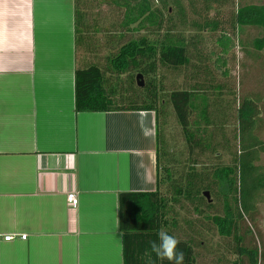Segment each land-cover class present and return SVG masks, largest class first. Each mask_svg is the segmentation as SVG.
Instances as JSON below:
<instances>
[{
  "label": "crops",
  "instance_id": "crops-1",
  "mask_svg": "<svg viewBox=\"0 0 264 264\" xmlns=\"http://www.w3.org/2000/svg\"><path fill=\"white\" fill-rule=\"evenodd\" d=\"M79 67L73 0H0V264H123L118 196L156 189L154 113H76Z\"/></svg>",
  "mask_w": 264,
  "mask_h": 264
},
{
  "label": "trees",
  "instance_id": "trees-1",
  "mask_svg": "<svg viewBox=\"0 0 264 264\" xmlns=\"http://www.w3.org/2000/svg\"><path fill=\"white\" fill-rule=\"evenodd\" d=\"M133 1L136 0H113L116 8H125L126 28L144 20L149 23L156 18L158 22L162 20L161 12L152 11L146 1L133 11L129 5ZM86 3L87 0H73L74 47L80 64L74 73L75 112H152L155 117L156 189L151 193L118 196V232L122 239L123 264H170L158 259L155 253L150 257L145 255L150 252L151 242L159 243L161 230L179 240L177 251L184 253V264H197L196 249L200 243L194 238L191 221L186 219L184 225L179 224L177 211L187 208L189 212L192 208L198 215L202 214V207L211 210L213 204L211 200L207 202L203 193L211 194L216 188L222 196L223 215L208 216L207 219L221 237L233 238L238 257L237 263L233 264H264V251L256 246L252 230L255 228L254 218L259 214L258 206L264 204V166L259 165L264 155V141L257 134L261 111L256 102L249 96L244 97L238 109L236 152L228 165L218 164L219 155L214 151L219 144L215 141V133L207 130L213 126L221 134L222 125L214 126L206 107L200 109L194 103L195 91H171L166 100L154 82L160 67L176 70L188 66L190 58L186 45L173 43L169 32L163 40L155 42L146 36L131 38L114 53L112 50L117 47L108 48L106 65L92 62V57L100 60L99 49L95 47V35L99 29L90 24ZM234 23L242 29L258 30L251 47L257 53H264V2L239 7L235 11ZM116 38L120 41L124 36ZM216 43L224 49L221 56L224 65L233 43L224 35ZM106 44L110 45V42ZM80 53L87 55L80 57ZM137 75L148 80L142 89V97L131 98L123 94L125 92H118L117 86L119 83L122 86L123 78V86L136 88ZM112 78L116 85H111ZM168 109L180 127L183 141V148L175 155L166 142ZM206 154H213L215 160L207 163ZM244 222L249 228L242 225V234L239 235V224Z\"/></svg>",
  "mask_w": 264,
  "mask_h": 264
},
{
  "label": "rangeland",
  "instance_id": "rangeland-1",
  "mask_svg": "<svg viewBox=\"0 0 264 264\" xmlns=\"http://www.w3.org/2000/svg\"><path fill=\"white\" fill-rule=\"evenodd\" d=\"M144 1L149 3L152 11L161 12L162 20L158 22L156 18L152 23L144 20L140 24H132L126 28L124 7L116 8L113 0H87L89 22L97 25L99 29L95 35V47L99 49L97 55L100 60L91 56V61L106 65L105 56L108 55L109 47H117L112 50L114 53L121 44L131 38L146 36L149 41L155 42L163 40L169 32L173 43L186 45L190 63L176 70L158 68L154 82L159 86L158 90L166 100L171 91L181 89L195 91L194 103L200 109L206 107L209 119L211 120L212 117L214 120V126L222 125L221 134L213 126H209L207 130L215 133V141L219 144L214 151L219 155V160L216 162L220 165H228L233 153L236 152L238 109L246 96L251 97L261 111L257 120V134L260 140L264 141V53H257L251 47L259 31L251 28L242 29L234 23L235 11L239 7L258 4L264 0H136L129 4L130 8L136 11ZM118 35H123L124 38L119 41L116 38ZM223 35L228 36L234 46L228 51L224 65L221 57L224 49L216 43ZM107 42H110V45L106 44ZM83 55L79 54L80 57ZM123 80L124 78L121 82L122 86L120 83L117 86L119 93L125 92L123 94L131 98L143 96L142 89L148 81L146 77L142 78L143 88L135 84L137 89L134 86H123ZM110 83L114 85L116 82L112 78ZM165 135L168 148L174 152V155L179 153L183 148L181 130L170 109H168ZM206 155L207 163L215 160L213 154ZM259 165L264 166V155L261 156ZM209 195L213 204L211 210L207 211L202 207L204 210L198 215L192 208L189 212L187 208L178 210L179 224L182 226L187 220L192 223L195 230L194 238L200 243L196 249L197 264L237 263L236 244L233 238L221 237L207 219L208 216L223 215L222 196L218 188ZM258 211L259 214L254 218L255 228L252 230L256 246L264 251L263 203L258 206ZM242 225L249 228L248 223H240L239 235L242 234Z\"/></svg>",
  "mask_w": 264,
  "mask_h": 264
},
{
  "label": "clouds",
  "instance_id": "clouds-1",
  "mask_svg": "<svg viewBox=\"0 0 264 264\" xmlns=\"http://www.w3.org/2000/svg\"><path fill=\"white\" fill-rule=\"evenodd\" d=\"M158 236L159 243L151 242L150 252H146L145 255L150 257L151 253H155L156 257L162 261L167 260L170 264H184V253L177 251L179 240L164 230H161Z\"/></svg>",
  "mask_w": 264,
  "mask_h": 264
},
{
  "label": "built area",
  "instance_id": "built-area-1",
  "mask_svg": "<svg viewBox=\"0 0 264 264\" xmlns=\"http://www.w3.org/2000/svg\"><path fill=\"white\" fill-rule=\"evenodd\" d=\"M68 206L72 209H76L78 206V200L74 193H69L66 197ZM22 239H25V236L21 237ZM4 240L9 241L11 240V237H5Z\"/></svg>",
  "mask_w": 264,
  "mask_h": 264
},
{
  "label": "water",
  "instance_id": "water-1",
  "mask_svg": "<svg viewBox=\"0 0 264 264\" xmlns=\"http://www.w3.org/2000/svg\"><path fill=\"white\" fill-rule=\"evenodd\" d=\"M136 83L139 88H143V80H142V75H137L136 76ZM203 196L206 198L207 202L210 203V195L208 192H204Z\"/></svg>",
  "mask_w": 264,
  "mask_h": 264
}]
</instances>
